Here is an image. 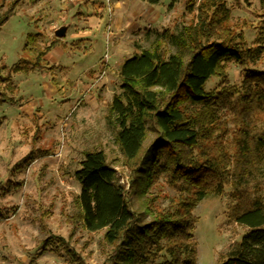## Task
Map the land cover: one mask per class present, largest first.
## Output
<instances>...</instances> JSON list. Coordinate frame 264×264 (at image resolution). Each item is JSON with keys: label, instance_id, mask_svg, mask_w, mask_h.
I'll use <instances>...</instances> for the list:
<instances>
[{"label": "trees", "instance_id": "1", "mask_svg": "<svg viewBox=\"0 0 264 264\" xmlns=\"http://www.w3.org/2000/svg\"><path fill=\"white\" fill-rule=\"evenodd\" d=\"M24 1H10L0 29ZM196 9V22L158 32L152 49H142L120 66V91L107 121L131 169L130 189L103 150L84 152L75 171L81 187L74 200L78 219L90 233L104 231L102 241L111 247L107 263L196 264L194 210L231 185L233 217L248 229L220 264H264V206L258 198L249 199L250 187L261 190L264 183V70L253 67L264 55V34L248 45L241 30L229 28L226 0H201ZM36 37L29 35L27 47L33 49ZM62 42L54 36L36 57L9 68L10 74L39 67L51 50L68 47ZM71 45L86 49L81 40ZM228 62L245 67L240 85L228 82ZM214 77L221 83L208 89ZM10 79L1 78L7 89ZM47 154L48 149L32 148L16 167L21 162L26 168ZM162 179L178 193L162 196L158 190L135 210L131 196L146 195ZM161 199L168 205H159ZM55 239L71 250L64 239Z\"/></svg>", "mask_w": 264, "mask_h": 264}, {"label": "rangeland", "instance_id": "2", "mask_svg": "<svg viewBox=\"0 0 264 264\" xmlns=\"http://www.w3.org/2000/svg\"><path fill=\"white\" fill-rule=\"evenodd\" d=\"M10 1L0 0V16ZM226 1L227 26L241 30L248 45L257 43L264 34V1ZM200 2L25 0L1 27L0 100L7 101L0 103V264H110L111 247L102 241L104 231L90 233L78 219L74 200L81 187L75 171L84 152L103 150L120 182L130 189L131 169L116 141V129L107 121L111 100L120 91V66L142 49H152L158 32L180 31L196 22ZM79 9L82 14L75 13ZM97 22V28L89 30ZM63 25H70L62 38L68 47L53 49L46 63L29 72L10 74L9 68L22 58L36 57ZM77 30L91 31L90 37L81 39L85 50L71 45ZM30 34L37 36L33 49L27 47ZM253 67L264 70V55ZM226 72L230 84L240 85L246 71L241 64L228 62ZM8 75L11 89L1 81ZM220 83L214 77L207 88ZM38 147L49 154L36 157L26 168L21 162L16 167ZM261 184V190L250 187L249 199L258 198L264 206ZM149 190L146 195L131 196L135 210L158 190L162 196L178 193L163 179ZM232 191L228 185L224 195L207 197L194 210L196 264H220L248 229L233 217ZM158 202L168 205L167 199ZM55 238L64 239L72 251Z\"/></svg>", "mask_w": 264, "mask_h": 264}, {"label": "crops", "instance_id": "3", "mask_svg": "<svg viewBox=\"0 0 264 264\" xmlns=\"http://www.w3.org/2000/svg\"><path fill=\"white\" fill-rule=\"evenodd\" d=\"M75 13L77 14H82L83 12L82 11H80V9L79 10H77V11H75ZM79 19L80 20H83V21H86V20H88L87 19V17L86 18H84L83 16H80L79 17ZM92 24V25H91ZM90 24V27H89V30H91L92 31V29H94V28H97V26H98V22H97V24L96 25H94L93 23H91ZM69 29H70V25H68V31H67V34H68V32H69ZM91 31H88V32H82V33H79V31L77 30V32L76 33H73L71 36L72 37H74V38H72V42H75V41H77V40H81V39H86V38H88V37H90V35H91ZM66 34V35H67ZM84 35V36H83ZM64 43H67L66 42V40H64ZM54 50H57V51H59V49H54ZM52 51V50H51ZM50 53V52H49ZM48 53V54H49ZM70 53H72V52H70ZM74 54V53H73ZM46 57V56H45ZM103 78V76H101V79ZM105 81V80H104ZM106 82H104V84H105ZM114 97V96H113ZM113 99V98H112ZM112 101V100H111Z\"/></svg>", "mask_w": 264, "mask_h": 264}, {"label": "water", "instance_id": "4", "mask_svg": "<svg viewBox=\"0 0 264 264\" xmlns=\"http://www.w3.org/2000/svg\"><path fill=\"white\" fill-rule=\"evenodd\" d=\"M67 31H68V25H63L55 29L54 35L58 38H63L66 36Z\"/></svg>", "mask_w": 264, "mask_h": 264}, {"label": "built area", "instance_id": "5", "mask_svg": "<svg viewBox=\"0 0 264 264\" xmlns=\"http://www.w3.org/2000/svg\"><path fill=\"white\" fill-rule=\"evenodd\" d=\"M107 57V56H106Z\"/></svg>", "mask_w": 264, "mask_h": 264}]
</instances>
